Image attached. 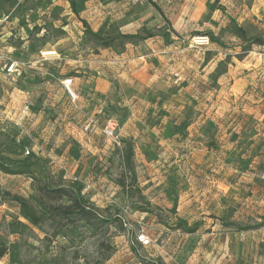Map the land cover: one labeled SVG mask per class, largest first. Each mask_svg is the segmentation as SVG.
<instances>
[{"label": "rangeland", "instance_id": "374dc122", "mask_svg": "<svg viewBox=\"0 0 264 264\" xmlns=\"http://www.w3.org/2000/svg\"><path fill=\"white\" fill-rule=\"evenodd\" d=\"M0 6L1 67L27 63L19 78L0 67V153H32L35 177L53 186L82 182L86 198L112 220L54 238L25 221L15 204L2 205L0 245L8 252L0 264H264V46L243 55L229 28L232 19L264 31V0H78L94 31L106 24L123 34L145 28L157 35L95 53L80 46L84 28L66 2ZM63 21L62 38L43 43V32L36 35L34 25L45 22L52 31ZM205 33L228 48L195 36ZM54 50L59 55L47 52ZM122 57L147 62L143 76L119 78ZM94 59L109 62L98 67L110 91L73 101L61 83L92 73ZM108 119L117 124L116 143L103 135ZM123 141L133 147L130 167ZM0 184L35 203L28 178L0 173ZM180 222L196 232L178 229ZM144 233L147 247L138 242Z\"/></svg>", "mask_w": 264, "mask_h": 264}, {"label": "trees", "instance_id": "16d2710c", "mask_svg": "<svg viewBox=\"0 0 264 264\" xmlns=\"http://www.w3.org/2000/svg\"><path fill=\"white\" fill-rule=\"evenodd\" d=\"M61 1L69 4L72 13L77 16L83 25L84 37L81 40L80 46L82 48H88L94 53L100 49L111 50L118 48L119 50H124L128 45L145 42L157 36L145 28L135 35L123 34L119 29L114 27L108 28L106 24L101 26L97 31H94L89 23L80 17L77 9L78 0ZM153 6L161 14L166 24L171 26L162 9L157 5ZM5 10V7L0 6V13H4ZM52 11V18H57L56 14L59 11V7H54ZM262 18L264 22V12L262 13ZM66 26H68V23L63 21L59 29H52L51 31L44 22L41 26L34 25V30L36 31V35H40L43 32L41 41L43 43H49L52 38H62L65 35L62 30ZM229 28L231 37L235 38L238 44L237 46L240 47L243 55L253 51L255 47L264 46V31L259 32L255 27L251 31L232 19L230 20ZM50 32H52V36H50ZM31 35H33L32 32L30 33V38ZM195 36L206 37L212 44H216L222 48H228L213 33ZM186 127L187 122L185 121L178 129L184 130ZM123 143L126 146L123 160L130 167L133 164V147L129 141H123ZM33 158L34 155L32 153H29L27 157L22 159L7 158L0 153V173L7 176H23L28 178L34 183L35 192L37 193L34 200L35 203L33 204L28 199L14 195L3 189L0 184V207L5 204H15L20 211V216L25 221L42 232L46 228H49L54 233V238L60 237L68 229L84 227L88 230H97L112 221L104 216V211L96 207L86 198L84 194L85 186L82 182L75 180L67 185L53 186L47 181L36 178L31 170ZM120 186L127 192L128 187L125 181ZM116 219L114 218L113 220ZM19 225L23 226L22 223H19ZM185 227L186 224L184 222L178 224V229H182L186 233L193 234L196 232V230L189 231ZM7 252V248L4 245H0V261L7 256Z\"/></svg>", "mask_w": 264, "mask_h": 264}, {"label": "crops", "instance_id": "0c3cea01", "mask_svg": "<svg viewBox=\"0 0 264 264\" xmlns=\"http://www.w3.org/2000/svg\"><path fill=\"white\" fill-rule=\"evenodd\" d=\"M28 27L30 28V25H28ZM21 31H23V28H20L19 33ZM19 36H21V33L19 34ZM22 40H23V38H22ZM0 41H1V39H0ZM59 45H61V44H59ZM47 52H51V53H54L55 55H59L55 50L54 51H47ZM4 58H5V55L2 52H0V67L4 64L3 63ZM119 60L121 61L120 62V68H124V66H126L125 71L123 73H121L119 76V78H121V79L123 78L122 80H124L125 82H129L130 76L133 78H137V79L139 77L143 76L142 71L145 70L146 67L148 66L147 62L145 64L142 62H138V60H136L134 57H131L130 59L122 57ZM99 63L108 64L109 62H100V61H98V59H94V60H92V63L88 62V64H91L88 66V68L90 70H92V73H90V72L87 73V71H83L82 72L83 76H79L76 78H68V79H72L71 88H72V90L74 89L77 93H79V94H77L78 98L80 97V93L86 94L88 96H92V98H95L93 96H96L99 94L100 95H107L109 93L111 86L107 80L106 74L99 70V67H98ZM137 68H140L141 70L137 71ZM93 72L94 73L96 72L97 75L96 76L93 75ZM77 74H80V73L77 72ZM65 80H63L62 83ZM62 83H61V85H62ZM62 87H63V85H62ZM62 91H64L66 93V90L64 88L62 89ZM60 92H61V90H60ZM81 107H82V104H81ZM82 108H85V107L83 106Z\"/></svg>", "mask_w": 264, "mask_h": 264}, {"label": "built area", "instance_id": "2783aa9c", "mask_svg": "<svg viewBox=\"0 0 264 264\" xmlns=\"http://www.w3.org/2000/svg\"><path fill=\"white\" fill-rule=\"evenodd\" d=\"M26 67H27V63L25 62L10 61L6 63L3 67H1V71L10 78H19L23 74ZM175 76L178 77V75H175ZM62 85L73 101L78 99V95L71 88L72 79H66L62 83ZM27 111H28L27 109L23 110V115H26ZM23 118H25V116ZM89 129H90V125L86 127V131H88ZM102 132H103V135L109 141L115 142V143L117 142L118 140L117 124L113 119H108L106 121L105 127L103 128ZM138 242L141 245L147 247L151 244L152 241L148 237V235L144 233L138 236Z\"/></svg>", "mask_w": 264, "mask_h": 264}]
</instances>
